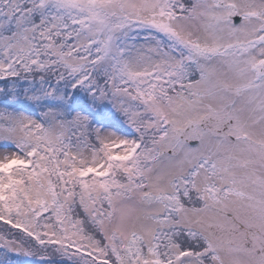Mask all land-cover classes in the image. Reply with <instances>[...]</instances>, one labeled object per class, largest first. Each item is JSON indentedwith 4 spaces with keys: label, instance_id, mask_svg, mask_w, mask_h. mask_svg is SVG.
<instances>
[{
    "label": "snow or ice",
    "instance_id": "1",
    "mask_svg": "<svg viewBox=\"0 0 264 264\" xmlns=\"http://www.w3.org/2000/svg\"><path fill=\"white\" fill-rule=\"evenodd\" d=\"M0 264H264V0H0Z\"/></svg>",
    "mask_w": 264,
    "mask_h": 264
},
{
    "label": "trees",
    "instance_id": "2",
    "mask_svg": "<svg viewBox=\"0 0 264 264\" xmlns=\"http://www.w3.org/2000/svg\"><path fill=\"white\" fill-rule=\"evenodd\" d=\"M2 223V222H0ZM3 252V249H0V253ZM13 259V264H39V262L34 261V259L36 258H32V257H15L12 256L11 257Z\"/></svg>",
    "mask_w": 264,
    "mask_h": 264
}]
</instances>
